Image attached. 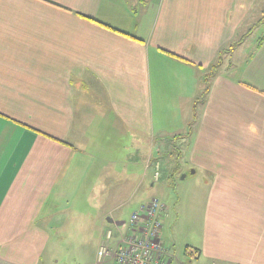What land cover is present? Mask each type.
Masks as SVG:
<instances>
[{"label":"crops","instance_id":"crops-1","mask_svg":"<svg viewBox=\"0 0 264 264\" xmlns=\"http://www.w3.org/2000/svg\"><path fill=\"white\" fill-rule=\"evenodd\" d=\"M256 1L0 0V264H51L58 208L88 172L82 153L102 156V181L119 172L143 186L165 132L156 104L176 102L173 133L187 134L179 173L199 176L207 198L198 260L264 264ZM125 164L144 169H113Z\"/></svg>","mask_w":264,"mask_h":264},{"label":"rangeland","instance_id":"rangeland-1","mask_svg":"<svg viewBox=\"0 0 264 264\" xmlns=\"http://www.w3.org/2000/svg\"><path fill=\"white\" fill-rule=\"evenodd\" d=\"M263 2L264 0H257L252 8V21L255 23L260 18ZM263 34L264 29H259L254 36L261 38ZM246 55L240 54V57ZM201 89L203 86L197 91L198 99L203 92ZM180 103L182 102L156 104L157 111L165 117L160 126V130L165 132L156 134L154 157L152 163H149L150 174L140 188L139 182H126L124 174L119 172L115 173L114 179L102 181V156L96 152L81 154V160L84 158L89 164V167H86L88 172L79 174L76 180L67 186V190L73 194L67 203H61L58 208L59 212L64 209V213H61L59 221L53 223L51 229L52 242L56 244L49 258V262L52 259L51 264H96L97 251L101 240L103 241L104 232L107 229L113 232H117L118 228L122 231L127 229V224L118 227L107 221L102 226L101 219L104 214L112 212L111 218L115 221L128 222L133 213L153 199L159 200L167 207L161 240L169 255L175 257L174 264H212L208 258L202 257L198 260L200 256L196 252V248H200L206 218L204 208L207 198L202 193L205 190L201 187L202 183L197 182L199 176H193L187 171L189 173L185 179L186 175L179 173V169L188 168L184 153V138L187 134L183 136L180 132L173 133L178 120L175 114L178 111L177 104ZM201 104L198 100L193 105L200 111ZM132 153L137 157V153L131 150L123 151L127 158H131ZM137 162L144 164L141 158H138ZM157 163L160 170L156 180L154 165ZM143 164H125L113 169L139 172L144 169ZM103 168L108 169L110 166ZM191 252L193 257L190 256Z\"/></svg>","mask_w":264,"mask_h":264},{"label":"built area","instance_id":"built-area-1","mask_svg":"<svg viewBox=\"0 0 264 264\" xmlns=\"http://www.w3.org/2000/svg\"><path fill=\"white\" fill-rule=\"evenodd\" d=\"M159 170L157 163L156 180ZM166 212L167 207L153 199L125 221V231L107 229L98 247L96 264H171V256L161 240Z\"/></svg>","mask_w":264,"mask_h":264},{"label":"water","instance_id":"water-1","mask_svg":"<svg viewBox=\"0 0 264 264\" xmlns=\"http://www.w3.org/2000/svg\"><path fill=\"white\" fill-rule=\"evenodd\" d=\"M108 223L115 224L116 226L121 227L125 224V221H115L114 219H108Z\"/></svg>","mask_w":264,"mask_h":264}]
</instances>
